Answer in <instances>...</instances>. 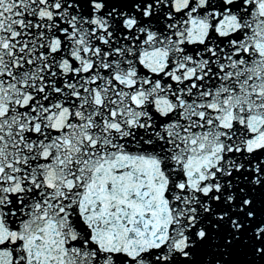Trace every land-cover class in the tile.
<instances>
[{
	"label": "snow or ice",
	"instance_id": "6c2138e0",
	"mask_svg": "<svg viewBox=\"0 0 264 264\" xmlns=\"http://www.w3.org/2000/svg\"><path fill=\"white\" fill-rule=\"evenodd\" d=\"M0 264H264V0H0Z\"/></svg>",
	"mask_w": 264,
	"mask_h": 264
}]
</instances>
